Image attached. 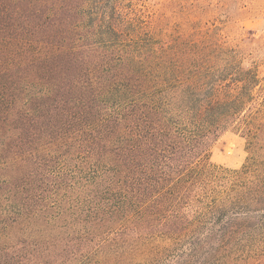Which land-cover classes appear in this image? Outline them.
<instances>
[{
    "label": "trees",
    "instance_id": "1",
    "mask_svg": "<svg viewBox=\"0 0 264 264\" xmlns=\"http://www.w3.org/2000/svg\"><path fill=\"white\" fill-rule=\"evenodd\" d=\"M133 20L118 0H0V264H232L264 244L261 126L236 124L257 75ZM236 125L254 154L222 175L210 147Z\"/></svg>",
    "mask_w": 264,
    "mask_h": 264
},
{
    "label": "rangeland",
    "instance_id": "2",
    "mask_svg": "<svg viewBox=\"0 0 264 264\" xmlns=\"http://www.w3.org/2000/svg\"><path fill=\"white\" fill-rule=\"evenodd\" d=\"M123 14L134 18L142 33L174 46H203L204 54L192 58L210 72L237 74L246 80L251 72L257 85L244 104L238 123L261 126L257 154L264 156V0H118ZM242 127L228 129L210 147L209 162L225 175L240 169L254 151ZM211 186V185H209ZM196 188L192 195H201ZM199 203L189 200L185 212L193 214ZM235 257L232 264H264V244Z\"/></svg>",
    "mask_w": 264,
    "mask_h": 264
}]
</instances>
